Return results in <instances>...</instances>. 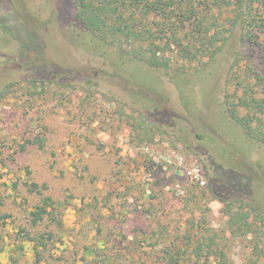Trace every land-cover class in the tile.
I'll list each match as a JSON object with an SVG mask.
<instances>
[{
    "label": "rangeland",
    "instance_id": "374dc122",
    "mask_svg": "<svg viewBox=\"0 0 264 264\" xmlns=\"http://www.w3.org/2000/svg\"><path fill=\"white\" fill-rule=\"evenodd\" d=\"M60 1L0 0V264H264L219 200L264 210V143L223 106L237 33L150 67L84 48Z\"/></svg>",
    "mask_w": 264,
    "mask_h": 264
},
{
    "label": "trees",
    "instance_id": "16d2710c",
    "mask_svg": "<svg viewBox=\"0 0 264 264\" xmlns=\"http://www.w3.org/2000/svg\"><path fill=\"white\" fill-rule=\"evenodd\" d=\"M66 2L70 7L60 11L79 23L84 48L104 55L110 48L119 51L127 44L128 54L150 67L162 66L156 54L163 42L169 44L171 40L185 55L192 53L189 48L195 50L194 56H212L224 45V33H237L239 45L228 66L223 106L250 139L264 143V63L254 56L264 50V0H61L59 5ZM4 27L0 19V28L6 33ZM28 188L39 194L45 185L32 183ZM43 200L32 212L33 225L42 220L44 206L52 204L48 197ZM219 200L225 203L230 231L236 236H250L257 253L259 244L264 246L262 206H257L255 199ZM206 248L211 250L210 245ZM261 252L264 258V249ZM172 262L170 256L166 264Z\"/></svg>",
    "mask_w": 264,
    "mask_h": 264
}]
</instances>
